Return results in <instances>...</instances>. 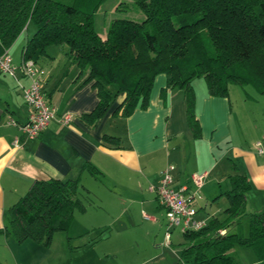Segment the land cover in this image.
Wrapping results in <instances>:
<instances>
[{
  "label": "trees",
  "instance_id": "obj_1",
  "mask_svg": "<svg viewBox=\"0 0 264 264\" xmlns=\"http://www.w3.org/2000/svg\"><path fill=\"white\" fill-rule=\"evenodd\" d=\"M105 0H0V55L29 25L34 32L21 51L22 61L35 62L47 48L67 46L69 59L86 71L85 82L96 89L98 102L81 115L86 124L103 117L119 95L113 111L126 117L149 100L154 76L164 73L168 88L183 89L189 128L200 127L195 116L192 81L202 77L212 96H228L229 85H250L264 93V0H120L116 11L140 10L137 21L117 17L106 21L105 35L94 28L95 11ZM106 144L117 137L103 135ZM87 170L96 176L93 165ZM228 206L224 218L206 227L184 232L186 245L179 260L192 264H238L235 246H250L264 261V210L248 216L243 234L240 218L246 214L244 174L227 176ZM78 179L35 180L7 210L0 233L48 245L56 231H67L75 211H84L83 187ZM235 222L238 228L218 233Z\"/></svg>",
  "mask_w": 264,
  "mask_h": 264
},
{
  "label": "crops",
  "instance_id": "obj_2",
  "mask_svg": "<svg viewBox=\"0 0 264 264\" xmlns=\"http://www.w3.org/2000/svg\"><path fill=\"white\" fill-rule=\"evenodd\" d=\"M28 29L9 48L15 64L22 61L24 43L34 32L33 26ZM100 35L103 38L105 33ZM67 52V46L51 45L37 61L47 72L44 95L56 108V116L34 139H26L17 125L26 122L29 116L30 110L21 96L28 78L21 73L15 77L0 73V228L7 224L9 207L28 191L29 185L48 178L78 179L86 197L97 194L99 183L109 182L111 186H106V190L112 196L106 202L109 208L121 205L122 213L128 212L133 204L156 203L161 208L156 193L149 187L159 183L160 171L168 164L175 167L174 187L186 185L192 193L195 185L191 176L206 173L200 189L210 179L212 190L220 191L210 205L199 191L192 199L196 217L207 224L213 218L225 217L223 211L229 204L225 194L229 189L227 176L235 172L244 174L249 183L244 201L246 215L264 210V155L253 151L254 142L264 136V93L256 89L255 95L240 94L233 90L236 84H231L228 96H212L204 80L195 83L194 114L200 127L195 135L189 128L183 89L168 88L165 74L159 73L154 76L145 108H138L126 117L114 115L123 99L119 95L106 114L89 125L80 117L97 104L96 89L91 82L84 81L86 71H81ZM65 113L71 115L69 123L60 120ZM104 134L117 137L119 144H106ZM16 139L18 142L14 143ZM87 165H93L99 173L95 176L87 170ZM222 185L226 188L221 189ZM98 198L105 202L103 197ZM142 214L148 218L156 236L162 230V222L156 213L148 216L142 210ZM235 228L238 227L233 222L223 229ZM239 229L244 234V228ZM150 231L146 232L150 234ZM11 237L0 233L1 249L12 250L24 244ZM171 237L172 233L168 243ZM254 252L250 246H235L232 250L238 264H264ZM12 256L15 264L28 262L27 256L21 258L14 253ZM6 263L0 254V264ZM178 264L192 263L179 260Z\"/></svg>",
  "mask_w": 264,
  "mask_h": 264
},
{
  "label": "rangeland",
  "instance_id": "obj_3",
  "mask_svg": "<svg viewBox=\"0 0 264 264\" xmlns=\"http://www.w3.org/2000/svg\"><path fill=\"white\" fill-rule=\"evenodd\" d=\"M119 1L105 0L93 14L94 28L99 34L105 33L104 26L107 20L127 17L141 21L144 18L140 10L116 11L115 8ZM28 28L30 30L32 25ZM203 80L202 77L194 78L192 89L195 83H203ZM232 87L235 88L233 90L240 91V94L243 92L256 94V89L249 84ZM98 186L95 192L97 194L92 193L84 199L86 210L75 211L67 231H56L48 245L43 242L26 240L24 244L13 247L12 250L0 248L2 251L0 254L7 261L6 264H15L12 253L21 258L27 256L26 264H178L177 255L186 240L178 231L179 229L174 228L171 230V242L168 243L169 241L164 236L166 222L162 207H156V203L154 205L151 203L133 204L128 212L122 213L119 208L121 205L109 208L106 202V198L112 196L106 190L111 184L105 182V185L99 183ZM212 186L213 182L208 179L205 187L199 190L209 205L213 203V197L220 192L213 191ZM225 188L226 185L221 186V189ZM98 197H103L105 202H100ZM142 210L148 216L156 213V217L162 222V230L158 231L156 236L154 229L148 225V218L143 217ZM240 227L244 228L246 235L248 215H242ZM148 230H151L150 234L146 232ZM113 253H117V256Z\"/></svg>",
  "mask_w": 264,
  "mask_h": 264
},
{
  "label": "built area",
  "instance_id": "obj_4",
  "mask_svg": "<svg viewBox=\"0 0 264 264\" xmlns=\"http://www.w3.org/2000/svg\"><path fill=\"white\" fill-rule=\"evenodd\" d=\"M9 49L0 55V73L15 77L18 73L28 78V85L22 87L23 100L29 108V116L26 122L17 124L26 139H34L48 125L50 119L56 116V108L49 104L44 95V85L47 76L46 70L32 59L21 61L19 64L13 63ZM71 115L65 113L61 116L63 123H69ZM16 139L14 143H17ZM253 151L257 155H264V136L256 140L253 144ZM173 164H168L160 171V179L157 185L149 187L157 196L159 206L165 210L166 230L165 237L168 240L171 230L178 228L182 233L188 231L201 230L207 226V221L196 217L197 211L192 205V199L203 185L206 173L193 174L192 179L195 191H188L186 185L174 187ZM226 230L218 229V233L223 235Z\"/></svg>",
  "mask_w": 264,
  "mask_h": 264
}]
</instances>
